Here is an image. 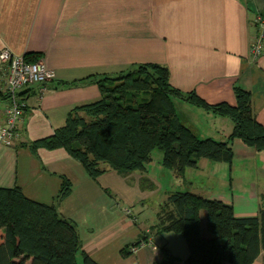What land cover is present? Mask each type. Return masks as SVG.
<instances>
[{"label": "crops", "instance_id": "crops-1", "mask_svg": "<svg viewBox=\"0 0 264 264\" xmlns=\"http://www.w3.org/2000/svg\"><path fill=\"white\" fill-rule=\"evenodd\" d=\"M259 12L264 13V0H0V51L38 57L54 74L42 93L39 86L21 93L26 109L18 138L12 146L0 145V188L17 187L28 199L50 205L67 180L70 192L57 210L73 222L82 251L97 264H158L162 248L175 258L173 264H186L184 239L157 231L161 209L156 225L143 224L134 212L161 191L150 169L107 171L91 179L65 151L34 154L29 146L62 128L74 108L100 99L95 83L72 82L116 76L143 64L167 68L172 87L193 91L210 105L234 107V89L249 91L264 127V49L257 59L249 53ZM4 102L0 98V125ZM203 116L213 127L198 130L201 139L224 142L232 123ZM231 148L230 164L202 159L178 183L175 179L182 191H172L171 180L164 204L174 192H189L231 205L237 218L255 217L264 196V152L239 140ZM204 215L200 212L201 235L209 238ZM252 264H264V250Z\"/></svg>", "mask_w": 264, "mask_h": 264}, {"label": "trees", "instance_id": "trees-1", "mask_svg": "<svg viewBox=\"0 0 264 264\" xmlns=\"http://www.w3.org/2000/svg\"><path fill=\"white\" fill-rule=\"evenodd\" d=\"M258 14L264 19V13ZM24 58L30 63L39 59ZM84 81L98 86L100 99L71 110L62 128L30 144L32 153L63 150L88 177L96 179L107 171L143 174L158 151L161 167L180 181L202 159L230 164L234 140L264 152V127L256 120L250 92L240 87L234 89L236 105L232 107L210 105L193 91L172 87L167 68L157 64L72 84ZM137 97L145 99L138 102ZM175 101L228 119L231 133L224 142L199 138L183 124ZM69 192L70 183L63 180L54 202L45 205L28 199L17 187L0 188V264H78V255L82 264H97L82 251L73 222L57 210ZM161 209L165 212L160 211L157 231L184 239L186 264H252L264 250V196L257 215L249 218H237L231 205L189 192L172 193ZM202 211L209 238L201 235ZM161 251L158 264H173L175 258L165 248ZM125 254L121 251V256Z\"/></svg>", "mask_w": 264, "mask_h": 264}, {"label": "built area", "instance_id": "built-area-1", "mask_svg": "<svg viewBox=\"0 0 264 264\" xmlns=\"http://www.w3.org/2000/svg\"><path fill=\"white\" fill-rule=\"evenodd\" d=\"M255 28L249 49L252 59H257L264 49V19L259 14L255 18ZM53 78V72L44 66L42 60L30 63L24 57L13 55L8 49L0 51V95L5 101L4 123L0 125V145L12 146L18 138L17 126L26 109L21 93L33 86H39L42 93L43 86ZM125 214L130 215V212L126 210Z\"/></svg>", "mask_w": 264, "mask_h": 264}, {"label": "rangeland", "instance_id": "rangeland-1", "mask_svg": "<svg viewBox=\"0 0 264 264\" xmlns=\"http://www.w3.org/2000/svg\"><path fill=\"white\" fill-rule=\"evenodd\" d=\"M142 98L145 99V97H137V101L140 102ZM182 104L183 103L180 101L174 102L176 112L178 113V115L181 114V116H183L181 118L183 124L187 127H190L194 131V133L196 135H198V137H200L198 130L203 132V131H208L210 128L213 127L211 124H209L206 121V120H209V118H207V117L205 118L203 116L206 114L205 111L198 109L194 106L188 105V104H184L182 107ZM201 114H203V115H201ZM186 117L188 118V121H186V119H185ZM211 118H213V116ZM191 123H193V124H191ZM193 127H195V128H193ZM160 158H161V154L158 151H154L152 154V162L148 166V169H150V171H152L153 174L156 175L157 182L162 186L161 191L157 192L154 197L150 198L147 201V203L145 205V209L143 211H141V212L139 210L134 211L139 216L140 221L143 224H147V225H156L158 223V219L156 217V214L158 213V210L161 209L162 206L165 205L164 204L165 202H163V201H165L164 200L165 198H163L164 190H166V188H168V186H170V184L172 182L171 180H173L172 183L174 185H176V183L174 182L175 181V175L173 177L172 171L165 170L161 167ZM178 182H179V180H177V183ZM176 186H178V185H176ZM176 186H174L173 188H170V189H172V191H182L179 186H178V188H176ZM167 209L168 208H166L165 210H167ZM161 210H162V213L165 212V211L163 212V209H161ZM159 214H161V212H159ZM205 222H206V217H205ZM206 234H208V233H207V231L204 230V235H206ZM77 263L82 264V258L80 257V255L77 256Z\"/></svg>", "mask_w": 264, "mask_h": 264}]
</instances>
